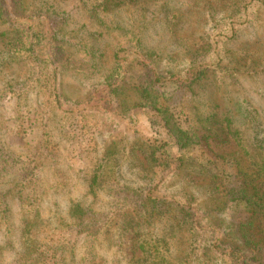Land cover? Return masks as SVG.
Instances as JSON below:
<instances>
[{"label": "trees", "instance_id": "obj_1", "mask_svg": "<svg viewBox=\"0 0 264 264\" xmlns=\"http://www.w3.org/2000/svg\"><path fill=\"white\" fill-rule=\"evenodd\" d=\"M93 1L106 15L125 4L133 5L134 10L141 8L140 25L129 30L116 24L118 31L129 30V37L114 49L110 67H105L109 58L98 46L102 33L86 35L70 28L68 12L49 11L44 0H0V104L6 96L20 99L33 94L40 100L38 130L44 138L29 151L10 149V133L0 114V231L13 233L12 205L16 203L21 222L17 264H105L95 253L94 240L110 231L129 238L131 248L141 251L144 264H264V114L245 102L237 126V118L230 112L217 111V106L200 111L194 101L193 118L188 122L168 102L176 89H191L209 76L219 79L230 71L225 65L229 43L257 20V14L264 13V0H218L221 2L213 6L208 2V8L205 0ZM189 11L204 15V26L208 16L209 26L192 45L198 44L180 70H161L159 56L170 61V54L149 46L146 32L159 25L174 36ZM255 11L258 13L253 14ZM70 66L95 75L102 72L98 81L91 80L84 97H74L64 88ZM263 72L264 68L259 71ZM135 111L145 113L151 130L162 137L158 143L138 146L144 162L142 181H125L117 170L120 149L111 143L104 146L96 162L80 173L86 194L108 193V208L95 210L70 199L58 211L59 224L76 231L82 244L79 250L77 245L64 246L56 260L48 257L32 233L42 222L41 204L48 196L44 174L46 169H56L59 153L49 124L52 117L59 115L69 128L91 133L99 116L119 121L139 113ZM209 139L234 143L230 157L239 177L236 181L230 175L222 183L214 167L205 165L215 183L203 201L183 188L190 183L185 179L187 171H196L191 165V149ZM234 208L242 213L235 214ZM162 218L172 219L177 229L186 230L188 249L178 258L168 256L170 241L165 236L140 231ZM173 234L174 230L168 232L169 237Z\"/></svg>", "mask_w": 264, "mask_h": 264}, {"label": "rangeland", "instance_id": "obj_2", "mask_svg": "<svg viewBox=\"0 0 264 264\" xmlns=\"http://www.w3.org/2000/svg\"><path fill=\"white\" fill-rule=\"evenodd\" d=\"M208 2L213 6L221 1L205 0V8ZM44 4L49 11L58 8L60 12H68L72 29H78L82 33H87L86 35L102 33L98 36L100 44L98 46L104 50L103 55L107 59L109 58L105 61V67H110V56L115 51L114 49L127 41L129 30L140 25V5L135 10L133 5H121L106 15L93 0H83V2L78 0H44ZM187 13V17H182V23L177 26L174 36L159 25L146 32L145 38L149 46L153 48L158 46L164 53L170 54V61L165 58V55L159 56L158 66L161 70L172 69V67L180 70L188 62L189 51L197 47L198 44L192 45L199 42V35L209 26L208 16L205 15L204 26V15L198 16L195 11ZM256 13L258 12L255 11L253 14ZM256 16L257 20L241 29L238 36L229 43V58L225 62V65L230 68L229 72L219 79L209 76L202 84L191 89L180 87L172 92L168 102L176 112H179L181 119L186 118L188 122H191L193 118L191 106L194 101L200 111H208L209 108L217 106V111L230 112L237 118V126L241 125V113L245 102L251 103L264 114V72L259 73L264 68V13H259ZM45 23L48 28L47 18H45ZM117 23L130 29L125 32L118 31L116 30ZM83 69V67L73 68L70 66L64 75V88L68 94L74 97L86 96L87 88L92 83L91 80L98 81L102 74V72H98L95 75V72L90 73L87 69L84 71ZM101 71L103 70L101 69ZM137 72L138 70H135V73ZM92 77L94 78L90 79ZM39 101L33 94L20 99L6 96L1 100L0 114L3 117L7 133H10L7 141L10 149L29 151L33 145L44 139L38 130ZM140 112L119 121L102 119L99 116L94 121L96 123L92 127L94 130L91 133L69 128L68 122L59 115L52 117L49 124L53 138L58 142L59 153L55 163L56 169H46L44 174V190L47 191L48 196L43 199L41 204L42 222L35 227L32 233L48 257L56 260L64 246L73 244L78 247L82 244V237L76 231L63 228L61 223L59 224L58 211L61 212L70 199L81 200L95 210L108 208L111 200L108 193L102 190L97 197L86 194L88 189L80 173V170L92 166L96 162V157L101 155L104 146L111 143L113 148L120 149L117 170L125 181L131 183L142 181L139 178L144 173L142 170L144 162L138 146L158 143L162 137L151 130L147 115ZM262 118L264 120L263 116ZM234 152L233 142L218 144L210 139L202 141L192 148L190 158L193 162L191 165L196 171H187L185 174V179L190 183L185 184L184 191H191L198 199L205 201L210 193V187L215 183L210 177L211 173L205 171V165L206 168L208 165L214 167V173L221 177L222 183L226 184L230 175L236 176L235 180L237 181L239 177L237 168L231 162L232 157H230L234 155ZM221 156L228 158L223 159ZM32 165L33 163H30V166ZM200 167L204 169L200 171ZM12 206L14 230L12 234L0 231V264H17L16 260L20 253L17 235L21 226L20 212L16 203L13 202ZM235 209L233 210L235 214L242 213L240 208ZM177 228L172 219L162 218L146 224L140 231L165 236L170 241L169 254L168 251L165 254L174 259L187 251L189 243L185 228ZM172 230H174V234L169 237L168 232ZM110 232L104 233L94 240L95 253L103 257L105 264L145 263L141 251L137 247L131 248L129 238L126 236L119 238L116 236V232Z\"/></svg>", "mask_w": 264, "mask_h": 264}]
</instances>
